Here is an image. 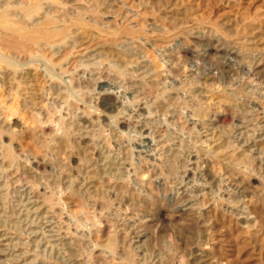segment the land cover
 <instances>
[{"label": "rangeland", "instance_id": "374dc122", "mask_svg": "<svg viewBox=\"0 0 264 264\" xmlns=\"http://www.w3.org/2000/svg\"><path fill=\"white\" fill-rule=\"evenodd\" d=\"M0 264H264V0H0Z\"/></svg>", "mask_w": 264, "mask_h": 264}]
</instances>
